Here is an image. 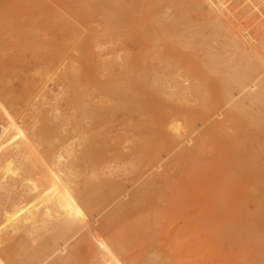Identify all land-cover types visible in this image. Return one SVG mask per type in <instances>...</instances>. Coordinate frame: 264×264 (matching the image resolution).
I'll use <instances>...</instances> for the list:
<instances>
[{
    "label": "rangeland",
    "instance_id": "374dc122",
    "mask_svg": "<svg viewBox=\"0 0 264 264\" xmlns=\"http://www.w3.org/2000/svg\"><path fill=\"white\" fill-rule=\"evenodd\" d=\"M215 1L44 0L45 5L34 6L26 0H0V129L9 114L23 128L17 131L26 136L45 125L56 129L54 136L109 139L130 136L133 130L141 136H158L170 108L189 113L197 98L179 99L166 83L147 85L140 76L155 69L174 82L177 73L185 77L204 70L201 38L187 44L178 41L186 27L183 20L193 24L191 30L210 32L207 13ZM28 18H34L35 24L43 20V26L27 28ZM112 18L121 26L116 27ZM8 19L21 22L10 38L11 29L3 26ZM132 77L139 80L134 84L149 90L148 101L129 102L125 92ZM81 103L89 107L82 110ZM130 116L133 126L127 122ZM237 123L242 132L248 131L238 137L242 141L211 136L198 167L189 172L183 165L175 173L182 193L191 191L185 213L191 218L183 217L177 225L162 195L152 194L136 212L125 210L106 223L101 216L95 218L76 238L86 241L78 246L72 264H149L148 259L153 260L150 264H264V168L252 169L264 167V158L244 168L237 163L242 147L252 144L258 152L264 148V132H258L248 116ZM59 143V139L50 141L51 146ZM40 144L39 151L48 152V143ZM149 214L159 218L153 228L160 237H140L126 244L120 232ZM232 223L241 224L243 231L221 229ZM250 229L253 235H248Z\"/></svg>",
    "mask_w": 264,
    "mask_h": 264
},
{
    "label": "bare ground",
    "instance_id": "6f19581e",
    "mask_svg": "<svg viewBox=\"0 0 264 264\" xmlns=\"http://www.w3.org/2000/svg\"><path fill=\"white\" fill-rule=\"evenodd\" d=\"M26 2L34 6L46 4L44 0ZM207 14L208 34L199 27L191 30L193 24L183 20L186 27L178 41L187 44L189 39L194 43L196 37L201 38L204 70L185 77L177 73L174 82L155 69L140 76L147 85L166 83L170 94L179 99L197 98L198 104L192 105L189 113L170 108L168 118L159 124L158 136H141L134 130L130 136L109 139L54 136L56 129L48 125L26 136L17 131L23 130L21 124L7 115L5 128L0 129V264H72L78 246L86 241L76 238L95 218L101 216L106 223L125 210L136 212L156 193L173 210L179 225L181 218L192 216L185 214L192 200L191 191L182 193L175 175L180 167L187 165L189 172L194 171L211 136H232L233 143L242 141L238 137L248 131L238 129L240 117L248 116L251 125L264 132V0H216ZM32 19H26L27 28L43 26V20L35 24ZM115 21L111 19L120 27ZM20 23L18 19H8L3 24L11 29L9 38L12 30L21 27ZM132 80L125 92L129 102L148 101L149 90L134 84L139 81L137 77ZM79 106L85 110L89 104ZM225 106L229 109L223 112ZM127 122L133 126V117ZM201 125L205 126L202 131ZM169 129L177 132L170 134ZM77 138L81 143L77 144ZM54 139L60 143L51 146ZM40 141L48 143V152L39 151ZM242 148L243 152L237 154L241 168L248 162L254 165L260 156L264 158V148L259 152L252 144ZM166 157L169 163H165ZM263 168L252 166L255 170ZM159 169L162 171L157 172ZM77 178L82 179L76 181ZM254 180L258 182L259 177ZM158 222L155 215H142L120 232L121 237L128 245L140 237H160L159 230L153 228ZM240 227L232 223L221 229L243 231ZM253 234L250 229L248 235ZM73 239L76 241L71 245Z\"/></svg>",
    "mask_w": 264,
    "mask_h": 264
}]
</instances>
